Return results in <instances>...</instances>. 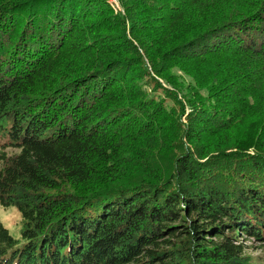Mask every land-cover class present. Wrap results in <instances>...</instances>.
<instances>
[{"label":"trees","instance_id":"trees-1","mask_svg":"<svg viewBox=\"0 0 264 264\" xmlns=\"http://www.w3.org/2000/svg\"><path fill=\"white\" fill-rule=\"evenodd\" d=\"M118 1L0 0V264H249L264 0Z\"/></svg>","mask_w":264,"mask_h":264},{"label":"rangeland","instance_id":"rangeland-1","mask_svg":"<svg viewBox=\"0 0 264 264\" xmlns=\"http://www.w3.org/2000/svg\"><path fill=\"white\" fill-rule=\"evenodd\" d=\"M111 5L115 8V11H120L123 13V10L120 6V3L118 0H108ZM180 73V72H179ZM185 81L187 79L184 77ZM187 83H184L186 85ZM187 93V90L182 89L181 95L179 94V97L183 99V95ZM2 126V128H1ZM8 127L9 123L7 121H3L0 124V152L2 150H5L7 153L16 152L17 149L13 147L10 144H7L9 142V136H8ZM6 144L4 148H2V145ZM0 221L3 224V226L9 231L11 236H13L18 241V246L22 245L24 243V240L21 236V229H22V217L20 211L17 209V207L11 205V206H2L0 204ZM242 239L244 240V244L246 246L245 248V255H247L250 258L249 264H264V244L255 240V238H248L247 236H242Z\"/></svg>","mask_w":264,"mask_h":264}]
</instances>
